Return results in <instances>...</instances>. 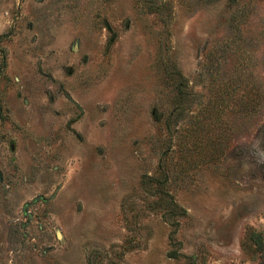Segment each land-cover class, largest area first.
Segmentation results:
<instances>
[{
  "label": "rangeland",
  "instance_id": "374dc122",
  "mask_svg": "<svg viewBox=\"0 0 264 264\" xmlns=\"http://www.w3.org/2000/svg\"><path fill=\"white\" fill-rule=\"evenodd\" d=\"M0 264H264V0H0Z\"/></svg>",
  "mask_w": 264,
  "mask_h": 264
},
{
  "label": "trees",
  "instance_id": "16d2710c",
  "mask_svg": "<svg viewBox=\"0 0 264 264\" xmlns=\"http://www.w3.org/2000/svg\"><path fill=\"white\" fill-rule=\"evenodd\" d=\"M252 106L253 105L251 104V102L247 101L246 109L249 110L252 108Z\"/></svg>",
  "mask_w": 264,
  "mask_h": 264
},
{
  "label": "water",
  "instance_id": "95a60500",
  "mask_svg": "<svg viewBox=\"0 0 264 264\" xmlns=\"http://www.w3.org/2000/svg\"><path fill=\"white\" fill-rule=\"evenodd\" d=\"M38 199H42V197L41 196H39V197H37V198H35V199H33V201L32 202H35L36 200H38ZM31 202V203H32ZM31 203H28V204H26L25 205V208L28 206V205H30Z\"/></svg>",
  "mask_w": 264,
  "mask_h": 264
},
{
  "label": "bare ground",
  "instance_id": "6f19581e",
  "mask_svg": "<svg viewBox=\"0 0 264 264\" xmlns=\"http://www.w3.org/2000/svg\"><path fill=\"white\" fill-rule=\"evenodd\" d=\"M61 235V234H60Z\"/></svg>",
  "mask_w": 264,
  "mask_h": 264
}]
</instances>
